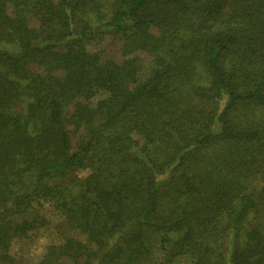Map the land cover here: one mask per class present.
I'll use <instances>...</instances> for the list:
<instances>
[{"label":"trees","instance_id":"trees-1","mask_svg":"<svg viewBox=\"0 0 264 264\" xmlns=\"http://www.w3.org/2000/svg\"><path fill=\"white\" fill-rule=\"evenodd\" d=\"M46 202L35 264H264V0H0V264Z\"/></svg>","mask_w":264,"mask_h":264},{"label":"rangeland","instance_id":"rangeland-1","mask_svg":"<svg viewBox=\"0 0 264 264\" xmlns=\"http://www.w3.org/2000/svg\"><path fill=\"white\" fill-rule=\"evenodd\" d=\"M107 39L103 41H95L93 44L89 45L91 50H100L103 49L106 45ZM89 173V170H82L79 172L81 176H86ZM256 185L261 186L260 180H255ZM49 203H44V206L40 208L41 212L50 219V223L45 227L40 228L29 233V236L24 240H18L13 243L10 248V254L18 259L23 260L27 264H35L47 250V246L53 242L63 241V232L64 234L73 235L81 240L85 239V234L79 229H70L63 227L65 223L62 224L63 232L60 235L56 228L57 225L63 220L60 214L48 206ZM189 258L184 257L179 262L175 264H189Z\"/></svg>","mask_w":264,"mask_h":264}]
</instances>
